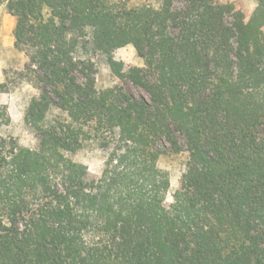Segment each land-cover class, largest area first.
I'll return each mask as SVG.
<instances>
[{"label":"trees","instance_id":"1","mask_svg":"<svg viewBox=\"0 0 264 264\" xmlns=\"http://www.w3.org/2000/svg\"><path fill=\"white\" fill-rule=\"evenodd\" d=\"M0 5L40 90L25 114L40 148L0 134V264H264V0L247 21L217 0ZM85 38L106 54L133 44L147 68L110 67L149 99L98 90ZM90 143L106 154L95 179L65 156ZM184 148L168 204L158 159Z\"/></svg>","mask_w":264,"mask_h":264},{"label":"rangeland","instance_id":"2","mask_svg":"<svg viewBox=\"0 0 264 264\" xmlns=\"http://www.w3.org/2000/svg\"><path fill=\"white\" fill-rule=\"evenodd\" d=\"M165 2L166 0H102L105 9L113 8L115 11L135 9L146 5L159 9ZM172 2L173 7L177 8L183 5L184 0H172ZM217 2L232 6L234 12L243 13L246 21L258 6V0H217ZM0 6H2V10H0V85L5 86V89L0 91V114L6 113L4 117L8 120L0 124V134L4 138H13L21 146L38 150L40 148V135L26 123L25 114L31 100L40 94V90L34 83L22 76L28 58L24 52L15 47L16 18L8 12L5 5ZM44 13L47 17L49 11L46 9ZM73 36L75 37V35L69 34L67 39ZM86 40L88 38L81 40L77 51L79 56L91 59L95 63L98 90L123 85L134 96L149 99V94L143 88L133 85L130 81L121 80L110 67L112 60L119 64L123 72L132 67L147 68L144 58L139 56L133 44L120 46L110 54H106L95 52L93 44L91 42L87 44ZM65 156L68 160L86 166L88 179L100 177L106 161L105 152L91 143L75 153H65ZM187 160L188 152L185 148L180 153L167 152L158 159V166L166 171L170 177V187L166 195L168 204L173 201L175 192L181 186L187 169Z\"/></svg>","mask_w":264,"mask_h":264},{"label":"crops","instance_id":"3","mask_svg":"<svg viewBox=\"0 0 264 264\" xmlns=\"http://www.w3.org/2000/svg\"><path fill=\"white\" fill-rule=\"evenodd\" d=\"M2 6H0V10H2V8H1ZM4 7V6H3Z\"/></svg>","mask_w":264,"mask_h":264}]
</instances>
